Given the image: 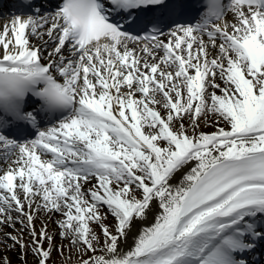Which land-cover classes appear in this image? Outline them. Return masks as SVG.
<instances>
[{"label":"snow or ice","instance_id":"6c2138e0","mask_svg":"<svg viewBox=\"0 0 264 264\" xmlns=\"http://www.w3.org/2000/svg\"><path fill=\"white\" fill-rule=\"evenodd\" d=\"M21 8L0 25V245L23 264L64 256L57 235L64 264H264V0Z\"/></svg>","mask_w":264,"mask_h":264},{"label":"rangeland","instance_id":"374dc122","mask_svg":"<svg viewBox=\"0 0 264 264\" xmlns=\"http://www.w3.org/2000/svg\"><path fill=\"white\" fill-rule=\"evenodd\" d=\"M208 129H210V127L205 126L203 123L201 124L200 131L208 132ZM215 130H216V128H213L211 130V132H213ZM51 218L52 217H47L44 214L39 215L37 220L35 221V226H36L37 230H39L43 225L46 224L50 233H57V231H59V229L57 228L56 221L61 219V217L57 215V218L55 221ZM108 223H109V226L112 225V224H110L109 221H108ZM7 232H12V229H7ZM12 234L15 235L16 233L12 232ZM23 236H24L25 240L29 239L27 231H25L23 233ZM11 243H12L11 241H9L7 243L8 247L6 248V250H8L10 248ZM55 243L57 246H59L61 244L64 245V249H65L64 256H67L68 255V242L67 243L61 242V240L58 239V237H56ZM45 247H47V245H45ZM14 251H16L15 255H13L12 252L10 253V252L0 251V258L6 257L9 261H11V264H23V261L20 258L21 257V254L19 253L20 251L18 249L14 250ZM64 256H61L59 252L54 251L49 264H64ZM76 259H77L76 255L73 254L72 261H69L68 264H74V261ZM26 261H27V264H36V258L30 252L28 253V255L26 257ZM0 264H2V262H0Z\"/></svg>","mask_w":264,"mask_h":264},{"label":"bare ground","instance_id":"6f19581e","mask_svg":"<svg viewBox=\"0 0 264 264\" xmlns=\"http://www.w3.org/2000/svg\"><path fill=\"white\" fill-rule=\"evenodd\" d=\"M4 23L3 22H0V25H3ZM45 39H47V38H45ZM33 43H36V44H39V43H41V41H38V40H33ZM219 94V93H218ZM213 128H215V127H210V129H208V132H211V130L213 129ZM6 166V165H5ZM40 215H43V214H40ZM153 216H154V214L153 215H150V217H149V220L146 222V224H140V223H137V225H136V227L133 229V233H132V235H135L136 234V232H137V230L139 229V228H141L142 226H147V224H150V223H152L153 222ZM56 218H57V216H52V218L51 219H53L54 221L56 220ZM109 222H110V224H113L114 223V221L111 219V218H109ZM17 229H19L20 228V225L19 224H17ZM4 232H7V229H4ZM13 232V231H12ZM59 231H57V233H58ZM15 233V232H14ZM56 237H58V239H60V237H59V235H57ZM0 239H3V234L2 233H0ZM61 240V239H60ZM61 242H65V243H67V241H62L61 240ZM59 243V242H58ZM132 244V237L130 236L129 237V239H128V244H126V245H124V247L125 248H127L128 246H130ZM8 247V245H7V243L6 244H3V245H0V251H3V252H12V254L13 255H15L16 254V251H14V250H6V248ZM20 253V252H19ZM21 254V253H20Z\"/></svg>","mask_w":264,"mask_h":264}]
</instances>
